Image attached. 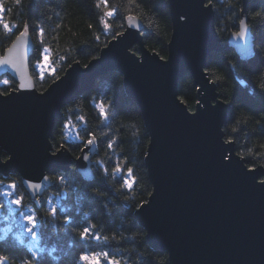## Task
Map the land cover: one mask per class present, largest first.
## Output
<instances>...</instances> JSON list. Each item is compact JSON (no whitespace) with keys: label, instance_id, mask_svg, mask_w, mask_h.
Listing matches in <instances>:
<instances>
[{"label":"water","instance_id":"95a60500","mask_svg":"<svg viewBox=\"0 0 264 264\" xmlns=\"http://www.w3.org/2000/svg\"><path fill=\"white\" fill-rule=\"evenodd\" d=\"M249 2L241 0L238 30L222 43L211 3L167 0L172 31L166 58L145 47L144 25L129 15L134 19L127 16L124 30L87 67L71 64L43 91L31 75L35 44L25 25L0 54V61H10L0 63V77L8 74L16 82L9 92L0 91V175L18 173L37 206L52 184L51 171L74 165L92 179L93 138L91 149L85 144L76 159L64 146L53 156L50 138L71 99L92 89L105 72H118L149 134L145 165L152 191L134 215L150 246L167 252L169 264H264V166H247L234 142H225L230 106L205 72L212 51L233 48L241 58L251 56ZM134 44L138 53L131 50ZM187 73L199 89L193 111L178 96ZM21 83L31 87L21 90ZM83 155L89 159H78ZM31 183L41 188L33 189Z\"/></svg>","mask_w":264,"mask_h":264},{"label":"trees","instance_id":"16d2710c","mask_svg":"<svg viewBox=\"0 0 264 264\" xmlns=\"http://www.w3.org/2000/svg\"><path fill=\"white\" fill-rule=\"evenodd\" d=\"M207 3L213 6L217 36L225 43L238 30L241 0ZM0 6V54L27 25L35 44L30 70L39 91L71 64L85 66L97 57L101 48L124 30L129 15L143 23L145 47L167 57L172 31L167 0H108L107 5L102 0H0ZM109 9H115L111 17L106 15ZM246 16L253 35L251 56L241 58L233 48L212 51L205 72L215 81L219 98L230 106L223 126L225 139L232 136L236 153L253 167L264 166V0H250ZM105 22L110 27H105ZM45 50L51 61L43 72L39 64ZM131 50L138 53V45ZM5 80L9 81L7 85L1 83ZM15 86L10 75L0 77L1 92L7 93ZM197 88L189 73L179 82L178 96L191 111L197 103ZM101 102L107 117L100 113ZM62 113L50 138L53 151L64 146L76 159L85 146L82 141L93 138V178L85 179L74 165L68 170L51 171L52 184L37 206L18 173L0 175V181L16 185L23 208H29L37 219L35 246L28 245V237L20 241L0 230V254L11 264H89L80 256L92 252L100 254L105 264L104 252L121 264H169L167 252L150 246L146 230L134 215L133 206L147 201L152 191L145 165L149 134L140 109L124 90L123 76L118 72L100 75L93 88L71 99ZM233 127L235 132L231 131ZM108 143L113 147L108 148ZM98 162L107 167V177H103ZM117 163L125 175L128 167L133 168L136 182L132 190L123 185L121 174L113 172ZM59 175H65L63 185L56 179ZM97 189L103 195H97ZM53 207L56 214L51 211ZM85 227L98 233L100 240L81 239Z\"/></svg>","mask_w":264,"mask_h":264},{"label":"snow or ice","instance_id":"6c2138e0","mask_svg":"<svg viewBox=\"0 0 264 264\" xmlns=\"http://www.w3.org/2000/svg\"><path fill=\"white\" fill-rule=\"evenodd\" d=\"M102 2L107 5L108 4V0H102ZM206 6H210V5H206ZM0 8H2V6H0ZM115 12V9H109L106 13L107 16L111 17L113 16ZM134 18L129 16V20H133ZM240 24L243 25L244 24V21L241 20L240 21ZM4 27H9V25L5 24ZM105 27H110V25L107 24V22H105ZM41 34H43V29H41ZM243 33H241L242 35ZM21 36L24 35L23 32H21L20 34ZM50 61H51V58L50 56L47 54V50H45V54L43 56V60H42V63H41V67H42V71L44 68H47L49 65H50ZM0 63H10V61H0ZM85 67H87V65H85ZM207 71V70H205ZM53 72H54V69H53ZM213 82H215L213 80ZM3 83L5 85H7L9 83V81L5 80L3 81ZM20 89L23 90V89H26V88H30L31 85H26V84H23L21 83L20 84ZM262 87H264V85H262ZM197 91H199V89H197ZM181 100H183V97L180 98ZM220 101H218L219 103ZM99 110H100V113L102 116H105L107 117V112L105 111V106L104 104L101 102L99 104ZM81 119H83V117H81ZM70 123V122H69ZM231 131L235 132L236 131V128L233 127L231 129ZM92 135V134H90ZM76 139H80L79 137H76ZM226 143H232L233 142V137L232 136H228L226 141ZM82 143H85L86 146L88 147V149L90 150L91 149V146L94 144V140L93 139H88L87 141H82ZM108 148H112L113 147V144L112 143H108ZM62 148V146H61ZM57 151H60L59 149ZM57 151H54L52 152L51 154L53 156H56L57 155ZM78 159H83V160H88L89 157L87 155H83L81 157H79ZM224 159L225 160H230V154L229 153H225L224 154ZM98 164L100 165V167L103 168V177H107L108 176V169L107 167H103L102 165V162H98ZM133 168L132 167H128L127 168V174L125 175L124 172V168L119 164L117 163L116 167L113 169V172L114 173H119L121 174L120 175V178L121 180L123 181V185L128 189V190H132L133 187L135 186V182H136V178L135 176L133 175ZM43 179L45 181L49 180V177L48 176H45L43 177ZM60 185H63L65 183V175H59L57 178H56ZM30 186L33 188V189H40L41 188V184L40 183H31ZM53 186H56L55 184ZM11 188H15L16 185L15 184H12L10 185ZM4 196H12L13 193L11 191H4L2 193ZM96 194L97 195H103V193H100L99 190L97 189L96 190ZM127 199V198H126ZM21 199L20 198H17L13 201V203H15L16 205H20L21 204ZM135 208V211L138 212L140 210L141 207H143L142 204L140 205H134L133 206ZM52 213L53 214H56L57 212V209L55 207H53L51 209ZM26 220L33 224L35 226V223H36V218L34 215H29L26 217ZM29 232H32V228H29L28 229ZM33 235L35 236V233H33ZM80 238L87 241L89 239H92V240H97L99 241L100 240V236L98 233L96 232H93V230L89 227H85L83 228V231L80 233ZM106 239V237H105ZM103 257L106 258V264H121V261L118 260L116 257H109V254L107 252H104L103 253ZM80 259L84 260V261H87L89 262V264H105V260H103L101 258V255L96 253V252H92L90 255L88 253H83L81 254L80 256ZM0 264H11V261L8 259V257L0 254Z\"/></svg>","mask_w":264,"mask_h":264},{"label":"rangeland","instance_id":"374dc122","mask_svg":"<svg viewBox=\"0 0 264 264\" xmlns=\"http://www.w3.org/2000/svg\"><path fill=\"white\" fill-rule=\"evenodd\" d=\"M41 63L39 64V69L42 71ZM48 69L49 66L47 68H44L43 72ZM12 184V182L0 181V230H2L3 234H12L14 237H16V239L20 241L26 240V237H28L30 239V241L28 240V245L30 247H33V245H36L37 240L36 236L33 235L35 226L29 223L26 220V217L29 215L35 216V214H32L29 208H23L22 204L16 205L15 203H13L15 199L21 197H19V194L16 191L17 187H10V185ZM4 191H11L13 195L4 196L2 194ZM29 228H32L33 231L29 232ZM31 240L33 243L31 242Z\"/></svg>","mask_w":264,"mask_h":264}]
</instances>
